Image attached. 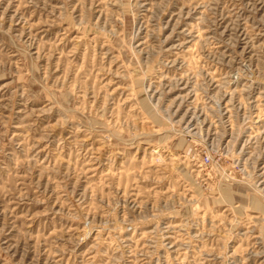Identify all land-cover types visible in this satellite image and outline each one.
Returning <instances> with one entry per match:
<instances>
[{"label":"rangeland","instance_id":"1","mask_svg":"<svg viewBox=\"0 0 264 264\" xmlns=\"http://www.w3.org/2000/svg\"><path fill=\"white\" fill-rule=\"evenodd\" d=\"M0 264H264V0H0Z\"/></svg>","mask_w":264,"mask_h":264},{"label":"built area","instance_id":"2","mask_svg":"<svg viewBox=\"0 0 264 264\" xmlns=\"http://www.w3.org/2000/svg\"><path fill=\"white\" fill-rule=\"evenodd\" d=\"M208 160H209V159H208V157H205V158H204V161H206V162H207Z\"/></svg>","mask_w":264,"mask_h":264}]
</instances>
